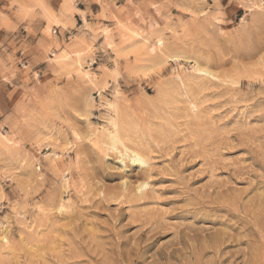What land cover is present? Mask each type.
Masks as SVG:
<instances>
[{
  "label": "rangeland",
  "instance_id": "374dc122",
  "mask_svg": "<svg viewBox=\"0 0 264 264\" xmlns=\"http://www.w3.org/2000/svg\"><path fill=\"white\" fill-rule=\"evenodd\" d=\"M0 264H264V0H0Z\"/></svg>",
  "mask_w": 264,
  "mask_h": 264
},
{
  "label": "bare ground",
  "instance_id": "6f19581e",
  "mask_svg": "<svg viewBox=\"0 0 264 264\" xmlns=\"http://www.w3.org/2000/svg\"><path fill=\"white\" fill-rule=\"evenodd\" d=\"M199 71H203V72H207V73H212L208 68H204V67H201V66H198L197 68ZM115 140L117 138L116 134L114 136ZM117 141V140H116ZM146 158V157H145ZM142 155H140L139 153H135V160H138L140 163H146V159H145Z\"/></svg>",
  "mask_w": 264,
  "mask_h": 264
}]
</instances>
